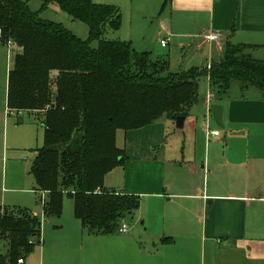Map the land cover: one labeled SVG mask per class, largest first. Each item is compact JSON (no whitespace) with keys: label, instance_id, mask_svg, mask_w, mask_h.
Wrapping results in <instances>:
<instances>
[{"label":"trees","instance_id":"1","mask_svg":"<svg viewBox=\"0 0 264 264\" xmlns=\"http://www.w3.org/2000/svg\"><path fill=\"white\" fill-rule=\"evenodd\" d=\"M40 1L41 8L33 11L27 1L0 0V43L11 40L19 49L7 73V108L43 111V145L33 149L29 173L35 190L47 194L41 202L44 218L59 217L67 196L84 232L116 233L140 205L138 196L104 186L105 176L126 160L116 144L117 131L187 116L202 77L215 100L228 96L233 84L242 94L254 88L264 98V60L251 56L253 46L229 41L209 69L171 72L167 59L138 52L128 41L103 38L107 28H120L118 7L93 0ZM50 5L83 22L88 38L80 40L43 19L40 14ZM1 209L0 264L25 262L42 243L41 221L25 207Z\"/></svg>","mask_w":264,"mask_h":264},{"label":"crops","instance_id":"2","mask_svg":"<svg viewBox=\"0 0 264 264\" xmlns=\"http://www.w3.org/2000/svg\"><path fill=\"white\" fill-rule=\"evenodd\" d=\"M120 14L121 23L128 17L130 28L154 29L162 48L174 42L190 49L171 72L207 68L223 57L229 41L253 46L251 56L264 60V0H130L127 12ZM211 33L218 38L207 40ZM142 51L157 57L148 47ZM214 103L223 106V126L212 118L209 106ZM215 130L218 135L211 134ZM133 131L131 139L126 137L124 166L110 171L104 186L118 172L108 189L140 198L133 216L137 224L128 234L107 235L88 234L80 225L83 243L79 252L73 250L72 264H264L260 93L249 88L242 94L237 85L215 100L208 78L202 77L182 128L162 117ZM31 190L45 194L35 190V183Z\"/></svg>","mask_w":264,"mask_h":264},{"label":"rangeland","instance_id":"3","mask_svg":"<svg viewBox=\"0 0 264 264\" xmlns=\"http://www.w3.org/2000/svg\"><path fill=\"white\" fill-rule=\"evenodd\" d=\"M22 1H27L33 11L41 8L40 0ZM93 1L95 3L114 5L119 8L120 13L123 10L127 12L130 6V0ZM40 16L43 19L61 24L80 40H86L89 36L88 27L83 22L72 19L56 6L50 5L41 12ZM125 23H121V27L115 31L107 28L103 38L105 40L128 41L136 51H142L148 47L157 58L167 59L171 70L179 68L185 55L188 57L191 52L188 47L183 50L179 49L174 42L169 43L166 48H162L154 40V29L148 30L142 24L138 29L134 26L130 28L127 24L128 17ZM92 45L95 47L97 44L94 42ZM18 51V47L11 42L9 44L6 41L0 43V198L2 197L0 204L9 208L15 206L25 207L29 211L35 212L41 221L43 245L41 248L38 246L35 248L34 252L27 257L26 264H72L71 261L75 255L73 250L77 249L76 251L79 252L78 249L81 248V243H83V239L81 241L80 222L73 214L72 199L67 196L63 197L62 212L59 217L44 218L41 202H46L47 194L31 190L34 181L29 169L34 158L33 149L43 145L44 129L40 124L43 118V111L8 112L7 73L12 66L14 55ZM209 67L207 68L209 69ZM235 86L237 85L233 84V88ZM251 90L257 91L254 88H251ZM32 120H35V123ZM154 131L151 130V133H154ZM133 133H135L133 130H129L127 133L118 130L116 133L117 146L124 148L126 137L131 139ZM142 134V132H139L138 135ZM116 173L108 178V183L107 181L105 182L106 188L111 187L110 180ZM4 188L7 189L5 190ZM2 213L3 209L0 210V214ZM122 223H126L128 232L132 225L137 224L135 218H123ZM128 232L119 234H128ZM1 247L4 252L5 244L1 243Z\"/></svg>","mask_w":264,"mask_h":264},{"label":"water","instance_id":"4","mask_svg":"<svg viewBox=\"0 0 264 264\" xmlns=\"http://www.w3.org/2000/svg\"><path fill=\"white\" fill-rule=\"evenodd\" d=\"M56 97V93L53 92L52 93V99H55ZM209 109L211 110V115L212 118L214 120V122L216 123L217 126H223L222 123V110H223V106L220 104H211L209 106ZM185 120V116H177L175 119V126L177 128H182L183 127V123Z\"/></svg>","mask_w":264,"mask_h":264},{"label":"built area","instance_id":"5","mask_svg":"<svg viewBox=\"0 0 264 264\" xmlns=\"http://www.w3.org/2000/svg\"><path fill=\"white\" fill-rule=\"evenodd\" d=\"M205 38L207 40H216L218 38V34L217 33H211V34L205 35ZM6 42H7V44H9L10 42L13 43L11 40H7ZM166 42H167V39H163V40L160 41L161 45H165ZM218 133L219 132L217 130L211 131L212 135H218ZM118 232L119 233H127L128 232V227H127L126 223H122L120 225V227L118 229ZM217 242H218V244L222 243V241H220V240H218ZM18 264H24V260L18 259Z\"/></svg>","mask_w":264,"mask_h":264}]
</instances>
